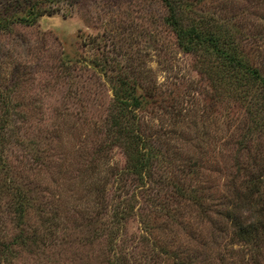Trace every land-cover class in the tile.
I'll return each instance as SVG.
<instances>
[{"label": "rangeland", "instance_id": "1", "mask_svg": "<svg viewBox=\"0 0 264 264\" xmlns=\"http://www.w3.org/2000/svg\"><path fill=\"white\" fill-rule=\"evenodd\" d=\"M181 3L264 75V0ZM22 6L0 0V264H264L260 91L183 50L162 0H45L13 21ZM118 76L161 153L142 180L111 125Z\"/></svg>", "mask_w": 264, "mask_h": 264}, {"label": "trees", "instance_id": "2", "mask_svg": "<svg viewBox=\"0 0 264 264\" xmlns=\"http://www.w3.org/2000/svg\"><path fill=\"white\" fill-rule=\"evenodd\" d=\"M25 1L29 3L28 8L22 6V11L11 13L13 21L30 23L42 15L52 13L53 9L42 6L45 0ZM162 1L168 8L167 23L174 31L182 49L187 52L200 50L206 57H213L217 62L216 71L220 79L231 88L239 90V95L245 98L252 89L260 91L263 98L261 104L264 106V75L250 64L237 45L233 43L232 38L219 30H212L208 27L200 29L196 22L185 25L179 13L183 4L182 0ZM2 20L3 18H0V24ZM115 79L116 82L112 86L115 112L111 118V125L116 137L123 143L126 150L128 158L126 171L132 175L133 179L142 180L144 177H151V169L153 165L160 162L159 154L161 153L152 148L150 140L139 126V118L135 111L144 107V101L142 94L137 93V85L135 82H130L126 76H118ZM257 112L255 110L256 114ZM175 190L181 195L184 194L177 185H175Z\"/></svg>", "mask_w": 264, "mask_h": 264}]
</instances>
